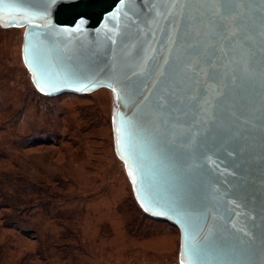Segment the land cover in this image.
Returning <instances> with one entry per match:
<instances>
[{"label": "water", "instance_id": "obj_1", "mask_svg": "<svg viewBox=\"0 0 264 264\" xmlns=\"http://www.w3.org/2000/svg\"><path fill=\"white\" fill-rule=\"evenodd\" d=\"M0 26L25 29L42 95L111 90L115 152L179 264H264V0H0Z\"/></svg>", "mask_w": 264, "mask_h": 264}, {"label": "rangeland", "instance_id": "obj_2", "mask_svg": "<svg viewBox=\"0 0 264 264\" xmlns=\"http://www.w3.org/2000/svg\"><path fill=\"white\" fill-rule=\"evenodd\" d=\"M0 26V264H179L177 227L147 215L118 158L112 92L48 97Z\"/></svg>", "mask_w": 264, "mask_h": 264}, {"label": "snow or ice", "instance_id": "obj_3", "mask_svg": "<svg viewBox=\"0 0 264 264\" xmlns=\"http://www.w3.org/2000/svg\"><path fill=\"white\" fill-rule=\"evenodd\" d=\"M120 131V129L119 128H117V132H119Z\"/></svg>", "mask_w": 264, "mask_h": 264}, {"label": "trees", "instance_id": "obj_4", "mask_svg": "<svg viewBox=\"0 0 264 264\" xmlns=\"http://www.w3.org/2000/svg\"><path fill=\"white\" fill-rule=\"evenodd\" d=\"M146 213V212H145ZM148 215V214H147Z\"/></svg>", "mask_w": 264, "mask_h": 264}]
</instances>
